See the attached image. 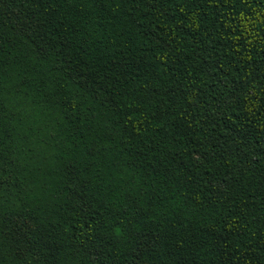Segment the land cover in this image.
Returning a JSON list of instances; mask_svg holds the SVG:
<instances>
[{"label":"trees","instance_id":"obj_1","mask_svg":"<svg viewBox=\"0 0 264 264\" xmlns=\"http://www.w3.org/2000/svg\"><path fill=\"white\" fill-rule=\"evenodd\" d=\"M0 264H264V0H0Z\"/></svg>","mask_w":264,"mask_h":264}]
</instances>
